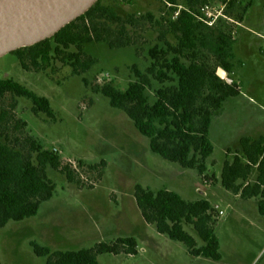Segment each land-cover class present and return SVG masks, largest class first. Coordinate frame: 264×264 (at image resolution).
Instances as JSON below:
<instances>
[{
	"label": "rangeland",
	"instance_id": "obj_1",
	"mask_svg": "<svg viewBox=\"0 0 264 264\" xmlns=\"http://www.w3.org/2000/svg\"><path fill=\"white\" fill-rule=\"evenodd\" d=\"M131 1H102L122 19L134 15L137 23L129 28L131 47L115 51L104 44L85 47L86 54L97 61L83 75L88 87L82 77L73 76L69 67L57 63L37 71L30 64L29 70H24L11 54L0 59V79L16 80L48 99L54 111L52 120L35 116L26 101L14 102L6 96L0 103L8 113L0 123V143L22 152L24 140L32 137L46 150L57 153L62 166L71 165L78 180L69 183L60 173L47 170L55 186L54 196L40 206L36 217L9 222L0 230V264H47V259L33 254L30 242L49 247L52 252H72L122 237L136 239L137 255H102L99 264H264V217L241 220L236 215L246 214L233 203L232 193L226 198L219 182L225 161H231L240 149L233 147L234 138L264 135V54L260 53L264 52V0H208L206 4L212 15V24L206 27L217 26L235 41L232 79L241 89L238 97L224 103L222 114L213 118L210 138L214 153L207 162L206 178L153 155L148 140L136 132L126 115L112 109L106 98L93 91L108 84L126 90L134 78L132 67L146 71L151 63L149 49L163 47L161 34L166 33L169 44H177L176 38L166 32L167 23L182 7L173 12L159 0ZM202 9L200 20L205 21ZM207 60L213 67V59L209 56ZM153 86L157 88L155 82ZM228 144L232 145L229 150L224 148ZM79 162L84 165L80 167ZM101 162L104 167L89 169ZM136 185L153 192H175L191 201L203 198L213 208L219 207L224 214L214 232L221 261L193 258L183 244L170 241L147 225L135 205ZM186 229L194 235L191 227ZM196 241L201 244L197 237Z\"/></svg>",
	"mask_w": 264,
	"mask_h": 264
},
{
	"label": "trees",
	"instance_id": "obj_2",
	"mask_svg": "<svg viewBox=\"0 0 264 264\" xmlns=\"http://www.w3.org/2000/svg\"><path fill=\"white\" fill-rule=\"evenodd\" d=\"M102 1L98 0L52 38L11 55L24 70H29V64L37 71L56 63L69 67L72 75L82 77L88 87L83 75L97 61L86 54L85 47L104 44L111 51L131 47L129 28L137 23L134 15L122 19ZM159 2L173 12L182 7L177 18L167 23L166 32L176 38L177 44H169L165 41L166 33L161 34L163 47L156 45L149 49L151 63L146 71L132 67L134 78L126 90L108 84L96 86L93 91L106 98L112 109L126 115L136 132L148 140L153 155L206 178L207 162L214 153L210 138L213 118L222 114L228 99L241 93L240 85L232 79L235 41L230 33L217 26L208 28L201 22L199 11L208 0ZM146 16L152 20L151 15ZM209 56L214 61L213 67L208 64ZM218 68L232 80L231 84L217 75ZM6 96L14 102L26 101L35 116L54 118L49 100L16 80L0 79V103ZM7 117L8 113L0 108V123ZM23 144L20 152L0 143V230L9 222L20 223L36 217L40 206L53 198L55 186L48 179L47 170L60 173L69 183H78L76 170L71 165L62 166L57 153L46 150L32 137L26 138ZM78 165L82 167L84 163ZM98 167H104V162L89 169ZM252 174H255V183L251 185L248 180ZM220 183L234 195L241 193L242 198L259 197L258 213L264 216V139H241L240 152L223 165ZM133 196L142 220L154 226L159 235L183 244L193 258L221 261L220 243L214 232L216 212L207 200L186 201L175 192H153L140 185L135 186ZM186 227H191L194 237ZM29 246L37 258L47 259V264H99V256H135L138 247L133 237L100 242L91 249L72 252H52L36 242H30Z\"/></svg>",
	"mask_w": 264,
	"mask_h": 264
},
{
	"label": "water",
	"instance_id": "obj_3",
	"mask_svg": "<svg viewBox=\"0 0 264 264\" xmlns=\"http://www.w3.org/2000/svg\"><path fill=\"white\" fill-rule=\"evenodd\" d=\"M98 0H0V59L52 38ZM217 75H226L218 70ZM228 84L232 80H226Z\"/></svg>",
	"mask_w": 264,
	"mask_h": 264
},
{
	"label": "crops",
	"instance_id": "obj_4",
	"mask_svg": "<svg viewBox=\"0 0 264 264\" xmlns=\"http://www.w3.org/2000/svg\"><path fill=\"white\" fill-rule=\"evenodd\" d=\"M262 55L264 54V52H260ZM243 138H250V139H253V140H256V139H259V138H262V139H264V135L263 134H260V135H258L257 137H255V136H251L250 134H246V135H238L237 137H235L234 138V141L232 142L233 144V147L234 146H237V148L239 147L240 148V140L241 139H243ZM232 145H229L228 144V146H225L224 148L225 149H228L229 150V148H230V146H232ZM224 150V149H223ZM240 152V149H239V151H237V152H235V154H233L232 156L234 157L235 155H237V153H239ZM224 154H226L227 155V152H224ZM231 155V154H230ZM229 155V156H230ZM227 161V160H226ZM223 168V167H222ZM221 171H222V169H221ZM254 175V177H251L249 180H248V183L249 184H253V183H255V174H252L251 176H253ZM219 182H220V178H219ZM221 184V183H220ZM247 185V183L245 184V186ZM222 187V186H221ZM223 188V187H222ZM224 189V188H223ZM225 190V189H224ZM226 191V190H225ZM226 193H227V195H226V198L228 197V194L229 193H231V192H229V191H226ZM202 196H205L206 195V193H204V194H202V193H200ZM180 195V194H179ZM181 196V195H180ZM182 197V196H181ZM184 200H186V201H191V200H187L186 198H184V197H182ZM203 199V198H202ZM204 200H206V199H204ZM232 200H233V203H235V204H237V208H238V210L240 209V211L242 212V213H244V214H246V215H236V216H238L241 220H246V219H251V218H255V217H257V216H262V215H260L259 213H258V209H257V204H258V202H259V197H250V198H248V197H246V198H242V196H241V193H238V194H236V195H234L233 194V198H232ZM192 201H197V200H192ZM208 201V200H207ZM257 213V214H259V215H251L252 213ZM262 217H264V216H262Z\"/></svg>",
	"mask_w": 264,
	"mask_h": 264
},
{
	"label": "built area",
	"instance_id": "obj_5",
	"mask_svg": "<svg viewBox=\"0 0 264 264\" xmlns=\"http://www.w3.org/2000/svg\"><path fill=\"white\" fill-rule=\"evenodd\" d=\"M202 11H205V16H207V20H205V21H203V19L201 20V22H203L205 25H209V26H211V24H212V20H210V16H212V15H210V8H209V6L208 5H206V6H204L203 7V9H202ZM178 13L179 12H177L176 14H175V16H174V18H173V20H175L176 18H177V16H178ZM210 23H209V22ZM214 210H215V212H216V219L218 220L220 217H222L223 216V211L222 210H220V208L219 207H214Z\"/></svg>",
	"mask_w": 264,
	"mask_h": 264
}]
</instances>
